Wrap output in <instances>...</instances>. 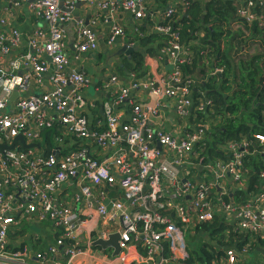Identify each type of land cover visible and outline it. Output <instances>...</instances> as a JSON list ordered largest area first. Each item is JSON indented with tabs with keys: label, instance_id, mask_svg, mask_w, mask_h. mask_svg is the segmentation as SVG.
Instances as JSON below:
<instances>
[{
	"label": "built area",
	"instance_id": "built-area-1",
	"mask_svg": "<svg viewBox=\"0 0 264 264\" xmlns=\"http://www.w3.org/2000/svg\"><path fill=\"white\" fill-rule=\"evenodd\" d=\"M7 1L15 7L28 4L44 18L49 30L31 32L29 43L35 48L34 52L7 59L19 47L21 32L8 16L0 21V66L6 64V68H0V143L10 144L19 135L27 143H37L43 131L56 130L55 123L62 124L65 132L56 138L49 156L37 150L39 147L21 150L17 144L13 149L0 151V178L16 187L7 192L0 183V264H76L77 259H87L83 256L90 257L87 264H108L106 260L97 261L89 247L95 238L106 239L115 231L120 233L122 249L116 258L123 264H246L251 253L238 254L233 248H228L226 256L215 263L189 259L186 233L194 235L197 224L211 221L216 215L232 220L237 230L246 231L251 237L260 234L264 242V192L245 203L224 200L226 195H232L234 189L244 185L242 180L246 176L242 172L241 158L249 153L247 140L221 146L234 155L233 160L216 158L204 165L196 161L199 157L196 145L206 140L205 132L210 126L196 124L192 119L197 112H205L206 104L201 101L203 104L199 105L193 100L196 79L182 75L181 66L192 61L190 47L180 45L178 33L172 31L171 25L164 24L177 4L186 0H170L165 9L159 7L156 0ZM78 4L91 5L106 13L104 18L112 24L106 39L109 48L128 35L145 36L142 21L152 14L162 17L154 30L169 35L167 45L160 47L156 58L161 64L165 62L166 73L149 71L148 80L145 76L132 77L127 85L117 74L109 76L105 91L109 99L99 104L104 122L92 123L82 113L88 76L68 71L67 25ZM120 11L132 14L131 25L115 23V14ZM250 12L248 9V13L243 14L248 20L252 19ZM77 34L75 48L79 53L99 49L98 35L92 27L81 25ZM44 36L40 44L38 39ZM136 44L127 41L124 45ZM45 56L53 66L51 89L37 96L11 100L14 92L27 88L32 77L40 78L49 70ZM9 67L11 70L6 71ZM19 68L28 69L22 78L15 74ZM140 89L148 90L158 101L154 104L136 102V91ZM163 99L173 100L169 103L176 105L181 117L190 119V128L174 133L148 126L150 114L160 115ZM125 103L133 112L128 122L114 110ZM51 109H56V113ZM67 131L73 134L70 139H67ZM79 139L113 146L116 151L101 162L89 156L90 152ZM72 141H76L73 145L77 147H72ZM261 141L264 143V136ZM68 143L70 145H66ZM127 150L133 153V158L127 159ZM260 153L264 155V149ZM134 159H138L137 164ZM231 177L234 181L230 184ZM261 177L264 179V172ZM70 180H74L78 188L75 201L83 205L80 212L71 203H60L55 198ZM13 218L15 229L23 219L50 220L62 227L63 235L57 239L56 247L50 246L32 258L28 247L12 249L9 246V222ZM83 240L88 242V247L82 244ZM141 245L146 247V255ZM58 246H63L61 252ZM132 246H137L142 256H132ZM256 258L258 264H264V254Z\"/></svg>",
	"mask_w": 264,
	"mask_h": 264
},
{
	"label": "trees",
	"instance_id": "trees-1",
	"mask_svg": "<svg viewBox=\"0 0 264 264\" xmlns=\"http://www.w3.org/2000/svg\"><path fill=\"white\" fill-rule=\"evenodd\" d=\"M169 1L156 0L164 9ZM248 9L250 20L243 15ZM164 24L171 25L172 31L178 33L180 45L190 47L192 61L181 66L182 75L196 79L193 100L199 105L203 104L200 100L206 104L205 112H197L192 119L196 124L210 126L205 132L206 140L196 145L199 156L196 161L204 165L216 158L233 160L234 155L221 146L242 140L249 142V153L241 158L242 172L246 176L243 175L244 185L224 197L226 202L245 203L264 192L261 177L264 155L260 153L264 149L261 141L264 136V0H186L177 4V9ZM143 34L145 36L128 35L126 38L128 42L145 47L150 56L157 57L159 53L154 45L157 43L159 49L166 46L169 35L149 33L144 29ZM96 56L103 61L107 54L101 52ZM114 69L118 76L129 75L134 79L144 77L149 71L146 57L140 51L122 55ZM55 127L54 133L50 129L43 135L46 140L41 151L46 156L52 154L56 138L65 132L62 124L55 123ZM66 134L69 135L67 139L73 137L68 131ZM17 146L24 150L20 141ZM207 174L211 178L209 171ZM0 183L7 192L16 188L5 179L0 178ZM213 200L217 201L216 195ZM227 220L216 215L211 221L197 224L191 238L202 241L199 250L188 247L189 259L215 263L226 256L228 248H233L238 254L251 253L246 264L259 263L256 256L264 254L262 236L251 237L250 233L237 230L232 220ZM14 222V218L9 222V238L22 232L12 227ZM250 237L251 246L247 245ZM142 246L140 249L146 255V247Z\"/></svg>",
	"mask_w": 264,
	"mask_h": 264
},
{
	"label": "crops",
	"instance_id": "crops-1",
	"mask_svg": "<svg viewBox=\"0 0 264 264\" xmlns=\"http://www.w3.org/2000/svg\"><path fill=\"white\" fill-rule=\"evenodd\" d=\"M12 4H13L12 2L10 3L7 0H0V21L5 16H8V20H10L14 24L15 27H18L21 32L19 47L14 49L7 59H10L13 56H16L22 53H27L29 51L34 52L35 48H32V46L29 43L31 32L40 30L46 33L49 30L48 24L44 20V18H42L40 15H37V13L32 11L31 7L28 4H22L18 7H15V5H12ZM71 15H72V20L67 25V38H66V48H67V53L69 56L68 71L69 72H81L88 76L89 84L85 88L84 94H83L85 101H86V105L82 109V113L92 123L95 122L96 120H102L104 122L105 116L102 114L103 110H102V107L99 106V104L109 99L108 98L109 94H106L105 92L107 80L111 74H117L114 69L115 65L119 63L120 57L125 54L123 53L115 57H112V55L116 54L117 51H119L124 46V44H127L128 40L126 37L125 39L121 38L120 40H118V43L115 46L110 47V48L107 46L106 39L108 37L109 32L111 31L112 24L111 22H108L106 18H104L106 13L99 12L96 7H92L91 5L82 4L79 7L76 6L75 10L73 11V13H71ZM115 16H116L115 23L117 22L118 24L122 26H129L133 22V16L128 11H123V12L120 11L119 14L117 13L115 14ZM161 21H162L161 14H152L151 16L144 18V20L142 21L143 29L149 33H154L152 31L156 30L157 23L158 22L160 23ZM81 25L92 27L97 32L98 39H99V49L97 51L79 53L76 50L75 43L78 38L77 28L80 27ZM45 38L46 36L39 38L38 39L39 43L41 44L45 40ZM135 46L138 47L139 49L138 51L142 52L144 56L146 57V64H147L149 71H153V72L161 71L162 74L167 72L165 62L161 64L156 59L157 58L156 56L154 55L150 56L151 54L147 52V49H145V47L138 46V43ZM154 46H155L154 47L155 51H158L159 53L160 51L158 50L159 49L158 44L156 43ZM101 52L102 53L104 52L107 54L106 59L103 61H100L98 57L96 56L97 54ZM43 59L49 63V70L45 72L40 78L32 77L29 80L28 86L25 90L21 92L16 91L18 95L14 98L13 101L17 100L18 97H22V96H25V97L37 96L51 89L50 74L53 71V66H52V63L50 62L49 57L45 56L43 57ZM82 68H84V70L80 71V69ZM10 70L11 69L9 67L6 71H10ZM149 71L145 75V78L147 80L149 79V76H150ZM27 72H28V69L19 68L15 70V74L20 78H22ZM119 78L121 79V82L124 85L129 84V82L132 80V77H130L129 75L124 76V77L119 76ZM135 101L138 103H143V104L144 103L154 104L158 101V98L153 96L148 90L140 89L136 91ZM95 102L97 103L96 106H94ZM169 102H171L172 104L173 100H169ZM169 102H167V100L165 99L162 100L160 115L150 114V116L148 117L149 118L148 126L152 129H155L157 127L159 129H163L165 131H170L174 133H179L187 128H190L189 127L190 119L187 117H181L176 111V105L175 104L171 105ZM51 110L54 112V114L56 113V109H51ZM114 110L116 111L115 113L122 114L125 122L132 120L133 112H132L130 105H127L125 103L118 107H115ZM51 130L52 132L55 131L54 129H51ZM44 132L45 131H43L42 133L41 141L43 140ZM66 141L68 140L66 139ZM79 142L83 143L84 147L88 149V151L90 152L89 156H91L92 158H96L100 160L101 162L106 161L116 151V149L113 146L112 147L101 146L99 144H96V143L94 144V143L89 142L88 139L86 140L79 139ZM75 143L76 141H72L71 145ZM66 145H70V144L68 143ZM123 145H125L129 149L126 143H124ZM41 149L42 147L37 148V150H41ZM127 153H128L127 159L133 158L131 156L133 154L131 151L128 152L127 150ZM134 162L135 164H137L138 159H134ZM233 181L234 180L231 177L229 179V183L230 182L232 183ZM77 189L78 188L75 184V181L70 180L63 189H61L55 194V198L60 203H63V202L71 203L80 212L81 209L83 210V205L81 204L80 201H75L77 195H79ZM114 194L116 195V193ZM128 210L129 212L131 211L130 208H128ZM26 220L30 223H32V221H35L32 218H27ZM43 221H47V220H43ZM51 224L53 228L52 229L49 228V229L51 232L54 233L55 240L49 242L48 245L44 244L41 247L40 242H39V237L37 234H36V242H34L35 238H32L30 234L16 233L17 235L15 237L9 238V242H8L9 246L12 249H17L20 246L22 247L26 245L25 243H28L27 241L31 239L34 242V244L28 247L30 253H32L35 246L38 245L39 247H41L34 252V254L31 256L32 258H34V256H36L37 253L45 252L46 250H48L50 246L56 247L57 239L63 235V233L56 235V231L59 228L61 229L62 227L54 225L53 223ZM21 225L23 224L21 223ZM21 225H19V227L16 228L17 231L18 230L22 231ZM101 227L103 226L99 225V228ZM109 227L111 228V225H109ZM22 239H25L23 243H21ZM98 239H101V238H97V239L95 238V240L91 242L90 247H89L92 255L95 256L96 260L100 262L106 260L108 261V264H123L120 259L116 258L119 255L115 256L112 248L103 249V247L95 245V242ZM82 244L88 247V242H86L85 240L82 241ZM139 245L140 244H138V246ZM136 247L132 246L130 248L131 254H133L132 256H136V255L142 256L141 253L138 252V249ZM58 248L60 252L63 250V246H58ZM108 250L110 251L108 252ZM83 258H87V259H77L76 264H87L88 259H90V257L83 256ZM135 261L137 260L135 259Z\"/></svg>",
	"mask_w": 264,
	"mask_h": 264
},
{
	"label": "water",
	"instance_id": "water-1",
	"mask_svg": "<svg viewBox=\"0 0 264 264\" xmlns=\"http://www.w3.org/2000/svg\"><path fill=\"white\" fill-rule=\"evenodd\" d=\"M78 7L80 6V4L77 5ZM138 47L136 46H128V45H124L119 51H117L116 54L112 55V57H115L117 55H121V54H125V55H131L133 52L138 51ZM8 61V60H7ZM6 61V63H7ZM1 69L6 68V64H4L3 66H0ZM84 68L80 69V71H83ZM18 95L17 92H14L12 94V96L10 97L11 100H14V98ZM103 113V112H102ZM45 136H43V140L41 142H37V143H27L26 140L21 136H17L14 138V140L12 141V143L10 144H6V143H0V151H6V150H10L13 149L15 147V145L17 144L18 141H20L23 145V148L28 150V149H32V148H36V147H42L44 145L45 142ZM57 154V153H56ZM120 233L118 231L111 233L108 238L106 239H98L95 242V245L101 246L103 247V249H107V248H112L113 249V253L115 256L119 255L122 251L120 245H119V241H120Z\"/></svg>",
	"mask_w": 264,
	"mask_h": 264
},
{
	"label": "rangeland",
	"instance_id": "rangeland-1",
	"mask_svg": "<svg viewBox=\"0 0 264 264\" xmlns=\"http://www.w3.org/2000/svg\"><path fill=\"white\" fill-rule=\"evenodd\" d=\"M200 101H202V100H200ZM52 133H54V132H52ZM22 224L23 225H21V228H22L23 232L21 234H24V233L30 234L32 238H35L34 242H36V234H37L38 237H39V242H40L41 247L44 244L48 245L49 242L55 240L54 233L50 231V229L53 228L52 224L50 223V220L42 221V222H40V221H32V223H30L26 219H23ZM57 233H59V234L63 233V229L59 228L56 231V234ZM186 239H187V243H188L190 249L199 250L202 240L197 242L196 239H192L191 238L190 233H186ZM24 241H25V239H22L21 243H23ZM27 242L28 243H25L26 245H24L22 247L20 246L17 249H23V247H30L32 244H34V242L31 239L29 241H27ZM41 247H39L38 245L35 246L34 250L32 251V253H30V255L32 256L34 254V252L36 250H38L39 248H41ZM109 251L110 250H108V252Z\"/></svg>",
	"mask_w": 264,
	"mask_h": 264
}]
</instances>
